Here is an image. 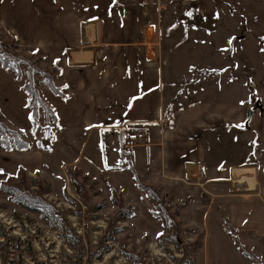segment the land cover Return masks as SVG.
<instances>
[{"label": "rangeland", "instance_id": "374dc122", "mask_svg": "<svg viewBox=\"0 0 264 264\" xmlns=\"http://www.w3.org/2000/svg\"><path fill=\"white\" fill-rule=\"evenodd\" d=\"M165 2L158 37L166 103L177 110L235 100L246 118L249 109L264 116V0ZM2 12L8 24L17 30L21 25L0 0V69L7 53L20 58L18 82L24 85L31 75L41 90L47 86L43 73L52 69L55 77L59 64L25 45L1 20ZM50 120V131L41 118L36 130L23 132L30 147L18 150L50 152L42 167L20 164L25 154L4 163L18 166L0 179V264H264V235L242 227L250 215L254 222L256 205L264 220L259 164H246L245 155L264 141L247 136L244 123L237 138L245 159L237 166L256 174L251 183L241 178L240 186L238 173L214 182L199 180L197 172L173 179L146 170L140 159H127L135 148L124 147L125 136L128 153L114 156L112 165L102 155H89V149L80 155L77 139L61 140L53 153L57 127ZM9 125L0 106V149L14 152L4 146ZM223 147L227 161L236 160L234 150L237 160L242 154L233 139Z\"/></svg>", "mask_w": 264, "mask_h": 264}, {"label": "crops", "instance_id": "0c3cea01", "mask_svg": "<svg viewBox=\"0 0 264 264\" xmlns=\"http://www.w3.org/2000/svg\"><path fill=\"white\" fill-rule=\"evenodd\" d=\"M167 5L165 0H4L5 11L14 13L20 30L8 24L4 12L1 20L25 45L39 49L61 67L55 83L67 97L47 86L41 88L59 119L53 153L58 152L61 140L77 139L82 141L76 147L80 155L89 149V155H102L112 165L114 156L124 155L122 138L129 132H142L144 137L127 159H140L144 169L173 179L191 178L197 172L199 180L207 177L214 182L228 180L230 172L238 173L241 186V178L254 182L256 171L252 174L240 170L246 166H237L249 154L244 163L259 164L258 191L264 194V142L245 153L237 138L242 129L237 125L244 123L247 136L264 141L263 115L253 110L246 126L244 106L235 100L197 102L177 110L164 100L158 33L166 21ZM28 100L15 76L0 69V106L9 126L26 134L32 130ZM232 139L242 154L237 160L234 150L236 160L227 161L221 149ZM21 154L26 161L19 163L35 168L47 162L50 152L0 149V179L6 170L18 166L4 163ZM256 206L251 212L254 222L250 215L242 227L264 235V220Z\"/></svg>", "mask_w": 264, "mask_h": 264}, {"label": "trees", "instance_id": "16d2710c", "mask_svg": "<svg viewBox=\"0 0 264 264\" xmlns=\"http://www.w3.org/2000/svg\"><path fill=\"white\" fill-rule=\"evenodd\" d=\"M20 58L7 53L5 57H2L1 59V66L3 69L8 70L11 72L17 80L20 78V73L18 66L20 64ZM56 72L61 71L60 66H56L54 68ZM45 75V84L56 94L63 98H66L67 95L63 91V87L58 86L55 83V77L52 74V69L50 71H45L43 73ZM31 76V75H30ZM29 76V81L22 85V88L26 91V93L29 96L28 100V106L30 109V119L32 122V129L36 130L39 126V123L41 121V118H43L46 129L50 131L52 128V121L50 118H53V122L55 123L56 127H59V119L57 117V114L55 112V109L46 101H44L42 97V90L38 89L36 86H34L31 77ZM6 135L8 134V137H6V141L4 142V146L6 150H23V149H29V143L25 141V135L23 131L18 129H9L8 127H4ZM12 137H15V139L11 140ZM123 154H124V148H123ZM13 195V193H11Z\"/></svg>", "mask_w": 264, "mask_h": 264}, {"label": "built area", "instance_id": "2783aa9c", "mask_svg": "<svg viewBox=\"0 0 264 264\" xmlns=\"http://www.w3.org/2000/svg\"><path fill=\"white\" fill-rule=\"evenodd\" d=\"M144 134L142 132H129L125 138V148H134L138 144V140L142 139Z\"/></svg>", "mask_w": 264, "mask_h": 264}, {"label": "water", "instance_id": "95a60500", "mask_svg": "<svg viewBox=\"0 0 264 264\" xmlns=\"http://www.w3.org/2000/svg\"><path fill=\"white\" fill-rule=\"evenodd\" d=\"M257 107H258L259 109H263V104H262L261 101H258V102H257ZM252 115H253V110H252V109H249V111H248V117H247V120H246V125L249 124V122H250V120H251V118H252Z\"/></svg>", "mask_w": 264, "mask_h": 264}, {"label": "snow or ice", "instance_id": "6c2138e0", "mask_svg": "<svg viewBox=\"0 0 264 264\" xmlns=\"http://www.w3.org/2000/svg\"><path fill=\"white\" fill-rule=\"evenodd\" d=\"M229 43H231V41H229ZM65 87H67V86H65ZM237 127H242V125H237ZM0 171H2V170H0Z\"/></svg>", "mask_w": 264, "mask_h": 264}]
</instances>
